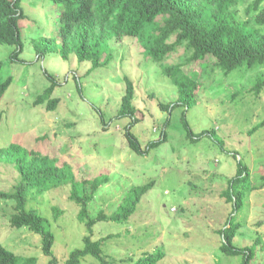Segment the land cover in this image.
I'll return each instance as SVG.
<instances>
[{
  "label": "rangeland",
  "instance_id": "rangeland-1",
  "mask_svg": "<svg viewBox=\"0 0 264 264\" xmlns=\"http://www.w3.org/2000/svg\"><path fill=\"white\" fill-rule=\"evenodd\" d=\"M253 0H238L233 14L253 26L246 8ZM22 16L17 20L22 51L10 59L15 46L0 44V82L12 81L0 98V147L18 143L68 162L77 173L84 166L93 175L105 174L106 181L88 203L96 216L112 213L127 189L150 180L153 186L141 197L125 222L98 221L92 240L101 241L108 264H132L143 252L161 246L164 256L152 264H240L241 256L219 252L224 227L233 210L222 192L234 176L237 163L245 164L256 188L248 191L231 219L239 223L235 246L244 247L259 238L251 264H264V86L258 95L250 88L264 80V65L243 64L224 75L206 55L187 63L183 73L195 79V104L185 110L193 140L185 135L184 107L162 110L159 103L172 105L177 88L161 73L159 63L145 55L137 37L111 38L105 42L110 60L89 71V61H78L70 53L62 58L55 47L60 3L52 0H19ZM264 33V25L259 26ZM169 40H172L170 38ZM45 45L41 56L36 49ZM181 45L169 53L162 65L184 60ZM56 109L34 105V98L52 83ZM134 83L133 104L141 118L131 127L141 148L157 140L166 141L147 154L133 152L124 136L130 118H116L125 90L124 76ZM203 130L209 133L200 135ZM207 131V132H208ZM18 180L12 164L0 162V190L10 191ZM13 200L0 198V243L16 254L36 256L46 264L40 234L25 226L9 227ZM27 207L35 208L50 223L54 234L52 250L62 264L69 252L83 245L86 228L77 218L78 205L69 199V186L29 196ZM53 207L61 213L54 216ZM108 236V237H107ZM80 264H100L83 257Z\"/></svg>",
  "mask_w": 264,
  "mask_h": 264
},
{
  "label": "trees",
  "instance_id": "trees-1",
  "mask_svg": "<svg viewBox=\"0 0 264 264\" xmlns=\"http://www.w3.org/2000/svg\"><path fill=\"white\" fill-rule=\"evenodd\" d=\"M60 3L57 19V37L60 44L55 47L58 54L67 59L73 53L78 61H89L91 71L102 67L110 60L106 53L105 42L111 38L122 39L125 36L137 37L145 55L159 63L161 73L169 78L177 88V97L172 105L159 103L162 110L182 106V123L185 135L193 140V132L185 119V110L195 104L198 82L183 73L187 63L202 60L206 55L213 59L214 66L222 69L224 75L239 66L264 65V33L259 26L264 25V0H253L246 8L252 13L253 26L239 20L232 12L238 0H52ZM19 0H0V44L15 46L10 59H18L22 51L20 31L17 20L22 16ZM172 38V40H169ZM185 48L184 60L169 65H162L165 57L176 48ZM36 49L41 56L48 50L42 45ZM2 63L0 62V72ZM34 98V105H42L53 111L59 103L57 97H51L55 82ZM12 78L8 76L0 82V98L9 87ZM125 90L121 96L116 118H130L125 126L124 136L133 152L147 154L152 148L166 141L162 132L157 140L146 143L141 148L131 127L141 118L133 104L135 86L133 81L124 76ZM264 86L263 79H257L250 88L258 95ZM2 112L0 111V122ZM264 121L257 124L249 133L254 132ZM203 130L200 135L209 133ZM0 162L12 164L18 174V180L10 191L0 190L1 199L13 200V212L9 216V227L25 226L31 232L40 234L41 251L48 257L46 264H58L52 246L54 234L46 217L35 208L27 207L29 196L42 194L53 189L69 186V199L78 205L77 218L84 224L87 235L83 245L72 249L62 264H80L83 257L90 255L100 264H108L101 249L100 240H92L93 226L98 221L125 222L136 210L141 197L153 186L150 180L141 185H132L125 192L117 208L110 214L100 210L96 216L88 212V203L93 199L99 187L106 181L105 174L93 175L84 166L78 167L77 173L68 162H59L57 157L37 149L10 143L0 147ZM260 186H264V175ZM256 188L249 178L248 167L239 161L234 176L227 180V187L222 192L226 201L232 203L224 227L218 230L222 241L219 252L228 256H241L240 264H251L256 256L259 238L247 246L238 247L233 243L239 223L231 219L232 213L240 209L245 194ZM54 216L61 213L53 207ZM108 237V236H107ZM261 247H264L262 244ZM164 256L161 246L147 250L132 264H152ZM0 264H37L36 256L16 254L0 243Z\"/></svg>",
  "mask_w": 264,
  "mask_h": 264
}]
</instances>
